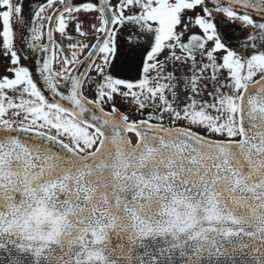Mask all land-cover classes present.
<instances>
[{
    "label": "snow or ice",
    "instance_id": "1",
    "mask_svg": "<svg viewBox=\"0 0 264 264\" xmlns=\"http://www.w3.org/2000/svg\"><path fill=\"white\" fill-rule=\"evenodd\" d=\"M0 264H264V0H0Z\"/></svg>",
    "mask_w": 264,
    "mask_h": 264
}]
</instances>
